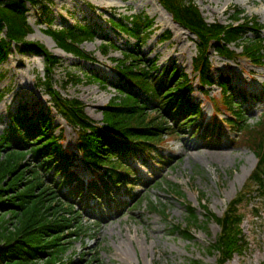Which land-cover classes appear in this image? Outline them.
<instances>
[{"label": "rangeland", "instance_id": "rangeland-1", "mask_svg": "<svg viewBox=\"0 0 264 264\" xmlns=\"http://www.w3.org/2000/svg\"><path fill=\"white\" fill-rule=\"evenodd\" d=\"M192 1L210 24H232L231 16L236 10H242L250 25L254 22L261 24L264 35V0ZM44 4L48 7L46 13L42 6L26 5L27 22L33 29L27 40L42 44L60 62L49 75L44 56L23 53L15 45L11 47L8 59L0 66V139L13 132L16 116H27L31 133L24 129V134L30 135L29 141L32 142L38 136L34 134L35 127H41V121L47 116L49 125L44 132L59 137L64 152L74 154L79 140L77 129L57 110L44 83L50 80L63 97L79 101L85 106L88 117L101 126L104 123L103 107L119 95L115 86L126 79L120 74L118 64L126 60L131 62L128 55L131 52L141 56L142 63L155 66L150 75L166 78L167 72L176 67L181 76L188 75L194 86L193 61L198 49L197 38L175 22L159 0H45ZM45 14L53 20V30L71 25L94 28L97 36L81 45L91 58L75 57L60 49L47 33V24L41 22L46 20L43 18ZM135 15L148 16L153 20L152 35L143 44H137L135 39L114 28L115 21ZM242 22L233 24L237 26ZM6 32L5 29L2 37H6ZM246 37L252 38L253 34L249 32ZM111 41L115 46L102 51V46ZM230 47L242 52V47L236 44ZM122 51L128 56H124ZM208 53L213 63L214 79L218 82L223 75L233 79L231 85L236 103L241 107L240 113L248 124L256 125L264 114V93L256 89L261 90L264 85V67L253 66L242 59L235 62L227 60L214 48ZM19 61L22 64L19 65ZM249 88L255 89L256 94H249L250 99L243 100V89ZM133 90L139 92L136 87ZM208 91V96L202 89L190 96V104L201 102L204 105L203 119L206 121L214 118L212 106L216 104L215 98H220L221 88L215 84ZM139 93L148 103V122L156 118L155 114H162L156 111L155 104L145 93ZM223 117L228 116H219L220 119ZM160 119L156 118L153 124H160ZM193 131L195 129H186L163 137L164 144L160 150L166 165L155 154L146 165L129 157L121 159L124 165L134 169V180L129 181L133 183L131 186H113L110 194L90 192L84 198L75 195L60 197L62 203L73 205L71 213L80 215L77 222L83 226L82 230L76 231L80 236L72 234L66 237L72 243L62 264H221V256L214 247L222 228L210 218H222L233 207L244 215L239 229L245 245L238 247L232 259L225 264H264V198L256 191L253 179L259 170L255 148L243 145L236 132L228 126L219 140H207ZM218 151L227 154L226 158L222 160L210 155ZM74 161L73 170L77 175L86 180L92 177L82 160L75 158ZM21 162L24 164L21 170L37 165L31 156L17 160L16 164ZM43 174L44 186L53 188L57 177L55 171ZM10 177L12 180L14 176ZM28 178L29 174L20 178L17 189L25 187ZM171 185L178 186L180 196L175 194V187ZM69 187L65 183L60 190H54L60 196L67 194ZM238 201L236 207L234 204ZM188 207L196 209L201 221L199 227L192 228L193 240L173 230L187 225ZM255 209L258 215L254 214ZM47 212L50 219L57 217L53 209ZM59 215H65L63 210ZM232 229L235 228L232 226ZM0 264L3 263L0 261ZM41 264H48V261L44 259Z\"/></svg>", "mask_w": 264, "mask_h": 264}, {"label": "trees", "instance_id": "trees-1", "mask_svg": "<svg viewBox=\"0 0 264 264\" xmlns=\"http://www.w3.org/2000/svg\"><path fill=\"white\" fill-rule=\"evenodd\" d=\"M44 1L0 0V66L8 59L11 47L15 45L20 47L23 53L44 56L48 74H53L55 65L60 62L58 57L39 42L27 40L33 29L27 22L26 5L29 3L33 6H42L46 13L48 7ZM159 1L176 22L196 35L199 51L194 59V69L202 84L210 86L214 84L211 75L212 65L208 55V50L211 48L224 58L236 60L237 54L230 47L236 44L242 47L241 55L250 58L254 64L262 63L261 61L264 60V35L260 32L261 24L254 22L250 25L247 17L243 16L242 10H236L231 16L232 24L223 25L218 22L210 24L192 0ZM44 16L46 20L42 18L41 22L47 24L49 27L47 33L55 40L59 48L75 57L91 58L81 49V45L97 36L94 28L86 25H71L53 30L51 28L53 20L46 14ZM236 21L244 22L235 26L233 23ZM114 27L135 39L137 44H143L152 35L153 20L148 16L135 15L127 17L126 20L115 21ZM5 29L6 37H2ZM249 32L253 33L252 38L246 37ZM241 42L242 45H239ZM112 46H115L114 42H106L102 46V51ZM122 53L126 57L129 55L132 59L130 58L131 62L126 60L118 64L120 74L126 79L119 86H115L119 95L103 107L104 123L101 126L88 117L84 111L85 106L79 101L63 97L54 89L53 84H50V80L44 83L57 110L70 125L77 129L78 149L83 161L95 173L102 169L104 176L115 185L127 183L132 175V171L124 166L122 158L130 156L136 150L150 153L154 145L160 143L164 136H169L170 133L179 134L186 124L194 122L195 119H192L194 114H200L198 107L186 104L187 94L191 89L187 75L181 76L176 67L167 72L166 78L161 75L160 77L150 75L154 72L155 66L142 63L141 56L132 52L128 55L124 51ZM146 67L147 70L144 69ZM227 84L224 78L219 82L226 95L225 100L229 107L233 106L235 111L233 116L238 120V139L242 140L243 145L255 148L259 158V170L253 179L256 191L262 193L264 198V116L256 125L248 124L240 113L241 107L234 101V95ZM134 86L155 104L157 112L164 114L154 116L161 117L160 124H153L156 118L148 122L149 112L146 110L148 103L143 101L139 92L133 90ZM15 118L13 132L0 139L2 168L0 170V261L3 264H41L45 259L48 264H62V260L65 257L67 259L65 255L69 252L70 243H72L66 237L72 234L78 237L80 234L76 231L83 229V226L77 222L80 215L71 213L74 211L73 205L62 203L60 198L61 196L67 198L74 192L59 196L58 191L54 190L56 188L60 190L74 175V172L70 170L71 155L64 152L59 137L44 132L45 127L49 125L47 116L41 121V127L37 129L35 127L34 134L37 133L38 136L32 142L29 141L30 135L28 137L24 134L26 130L29 134L31 133L28 128V117L16 116ZM169 118L172 120H168ZM207 133L208 131L205 132L206 136L210 138L214 132L211 131L209 135ZM30 156L34 158L37 165L21 170L23 162L18 165L16 161L26 160ZM53 170L56 174L59 172L57 177L60 179L54 178L53 188L44 186L43 173ZM28 174L29 178L25 181V187L17 189L18 180ZM97 175L103 178L100 174L97 173ZM10 176H14L12 180ZM171 186L175 187L173 188L175 194L180 196L181 191L178 186ZM37 188L40 190L37 191ZM239 202L234 205L237 207ZM50 209L54 210L57 217L50 219L46 215L48 214L46 211ZM204 209L208 214L206 206ZM62 210L65 215L60 217ZM187 212L189 216L187 225L177 226L173 230L186 239L193 240L192 228L199 227L201 221L195 208L188 207ZM254 212L256 215L259 213L256 209ZM210 220L216 221L222 228L214 248L221 256V264H225L232 259L238 247L245 245L239 229L244 215L233 207L222 218L211 217ZM232 226L235 229H232Z\"/></svg>", "mask_w": 264, "mask_h": 264}, {"label": "bare ground", "instance_id": "bare-ground-1", "mask_svg": "<svg viewBox=\"0 0 264 264\" xmlns=\"http://www.w3.org/2000/svg\"><path fill=\"white\" fill-rule=\"evenodd\" d=\"M20 64H22V61H19V65H20ZM35 104H36V103H34L33 106H35ZM186 148H189V146L187 145ZM210 155H211L212 157L217 156V157H219V158H221V159L223 160L224 158H226V155H227V154H225V153H223V152H221V151H218V152H215V153L210 154ZM77 188H79V186H77ZM72 190H73V187L70 186L68 192H66V193L69 194V193H71Z\"/></svg>", "mask_w": 264, "mask_h": 264}]
</instances>
